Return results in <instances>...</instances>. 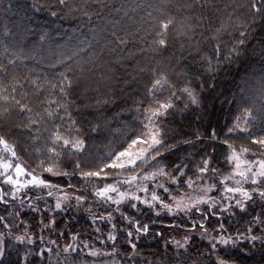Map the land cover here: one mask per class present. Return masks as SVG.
Wrapping results in <instances>:
<instances>
[{"label":"snow or ice","instance_id":"snow-or-ice-1","mask_svg":"<svg viewBox=\"0 0 264 264\" xmlns=\"http://www.w3.org/2000/svg\"><path fill=\"white\" fill-rule=\"evenodd\" d=\"M29 7L91 23L123 6ZM149 17L132 46L146 75L127 100L113 87L124 53L135 55L121 47L136 39L127 28L112 30L107 61L90 45L43 62L35 46L0 51V264H239L237 252L264 249V73L259 97L241 88L225 109L216 91L242 55L264 61V0H166ZM177 42L199 63L173 78L164 61ZM80 213L88 230L72 231ZM148 237L164 241L160 260L142 259Z\"/></svg>","mask_w":264,"mask_h":264},{"label":"trees","instance_id":"trees-1","mask_svg":"<svg viewBox=\"0 0 264 264\" xmlns=\"http://www.w3.org/2000/svg\"><path fill=\"white\" fill-rule=\"evenodd\" d=\"M112 2L117 7L123 6L122 10L120 12H105L103 16L96 17L93 22L89 23L74 16L56 19L48 14H37L29 7L31 0H0V51L5 47L17 48L24 45L31 48L35 46L36 53L34 55L42 52V55H37V59L43 62L44 58L50 57L53 52L59 54L60 52L75 50L81 45L85 47L90 45L89 55L95 53L97 57L107 61L111 58L109 46L112 30L119 27L127 28L136 34V39L129 40L128 44L121 45V47L135 51V55L130 56L127 52L124 53L127 58L122 64L116 65L118 71L115 76L118 82L113 84L117 90L128 89V92L124 94V99L127 100L129 97L135 96L141 89V76L146 75L136 71L137 65L144 63L147 55L132 48L133 44L138 43L139 37L144 34L138 30L141 27H147V21L150 19L149 13L155 15L157 9L166 0H112ZM225 2L226 0H216V3L221 7ZM31 26H35V33L44 31L46 34L45 41L35 43L29 40L26 29ZM195 39H199V37L197 36ZM168 56L172 57V60L166 59L164 63H170L169 74L173 78L177 77L180 65L194 67L199 63L192 61L187 51L184 52V58H181L178 42L175 49L169 50ZM87 67L92 69L91 65H87ZM100 71L101 63L98 61L89 75L98 78ZM262 73H264V61L260 60L258 54L252 55L251 53L247 56L242 55L238 61H233L227 68H224L218 74L216 91L225 93V96L222 97L226 101L225 109L228 106L227 101H230L233 95L239 97L241 88L245 90L246 99H251L252 94L259 97ZM121 102V100H117V103ZM216 106L219 108L220 104L217 103ZM256 107H260L259 103L256 104ZM117 113H120V109L113 108L110 115L115 116ZM77 228L87 231V221H79ZM72 231H76V228H73ZM140 243V255L143 260H151L153 257L157 260L161 259L164 250L162 239H159V244H157L156 240L148 237ZM63 245L64 241L61 240L59 247L62 248ZM199 246L197 241L196 247ZM52 247L55 248L56 246L53 245ZM157 249L161 255L157 254ZM236 258L239 260V264H264V249L257 247L247 253L237 252ZM193 259H195V255H193ZM53 264H55L54 258Z\"/></svg>","mask_w":264,"mask_h":264},{"label":"rangeland","instance_id":"rangeland-1","mask_svg":"<svg viewBox=\"0 0 264 264\" xmlns=\"http://www.w3.org/2000/svg\"><path fill=\"white\" fill-rule=\"evenodd\" d=\"M83 215H84L83 213H80L81 219H80L79 221H85V220L83 219ZM79 221H78V222H79ZM78 222L74 224V227H73V228H76V231H77V232H84L82 229L77 228V224H78ZM61 227L63 228V225H61ZM198 242H199V241H198Z\"/></svg>","mask_w":264,"mask_h":264}]
</instances>
